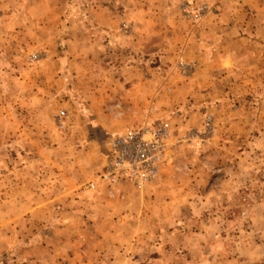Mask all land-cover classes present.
<instances>
[{"label": "rangeland", "instance_id": "rangeland-1", "mask_svg": "<svg viewBox=\"0 0 264 264\" xmlns=\"http://www.w3.org/2000/svg\"><path fill=\"white\" fill-rule=\"evenodd\" d=\"M135 1L0 0V264H264V62L202 79L221 92L192 111L140 110L141 70L169 65L131 39ZM104 9L122 34L100 30ZM157 125L153 181L101 178L111 138Z\"/></svg>", "mask_w": 264, "mask_h": 264}, {"label": "crops", "instance_id": "crops-1", "mask_svg": "<svg viewBox=\"0 0 264 264\" xmlns=\"http://www.w3.org/2000/svg\"><path fill=\"white\" fill-rule=\"evenodd\" d=\"M157 1L147 0L146 7L140 1L129 4L132 15L136 17L130 24L131 39L140 45L142 53L148 54L149 62L159 58L169 65L167 70H149L147 75L141 70V78L147 80L142 79L136 85L147 86L148 96L146 101H142L143 108L138 106V109H154L160 98L161 101L166 100L167 111L175 107L192 111L201 102L210 100V95L221 92L217 83L202 79H214L226 72H235L241 64L264 62V0L162 1L165 4ZM187 2L207 3L216 8L217 14H207L198 25L193 26L182 13V5ZM108 10L104 9L108 18L99 25L100 30L122 34V17L115 13L116 16L112 18ZM71 56L75 57V53H71ZM84 56L85 60L87 56L91 60L90 53ZM179 59L187 64L198 63L197 68L188 71L193 79L190 83L183 80L179 84V78H184L175 68ZM156 77L169 79L162 89L155 84ZM92 264H99V259Z\"/></svg>", "mask_w": 264, "mask_h": 264}, {"label": "built area", "instance_id": "built-area-1", "mask_svg": "<svg viewBox=\"0 0 264 264\" xmlns=\"http://www.w3.org/2000/svg\"><path fill=\"white\" fill-rule=\"evenodd\" d=\"M207 10L208 6L203 5L197 13ZM180 67L189 68L184 62L180 63ZM168 137L166 126L157 125L111 138L108 143L110 157L101 178L116 183L120 178L127 177L139 186L153 181L163 163ZM89 189H95V184L92 183Z\"/></svg>", "mask_w": 264, "mask_h": 264}]
</instances>
